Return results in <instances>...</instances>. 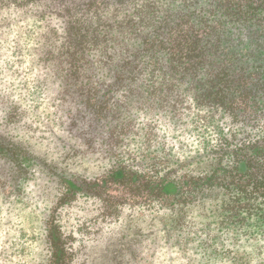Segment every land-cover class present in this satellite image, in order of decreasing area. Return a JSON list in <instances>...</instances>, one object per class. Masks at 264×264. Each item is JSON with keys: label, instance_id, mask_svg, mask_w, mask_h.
Masks as SVG:
<instances>
[{"label": "rangeland", "instance_id": "374dc122", "mask_svg": "<svg viewBox=\"0 0 264 264\" xmlns=\"http://www.w3.org/2000/svg\"><path fill=\"white\" fill-rule=\"evenodd\" d=\"M12 28L20 31L15 23ZM9 31L0 35V264H186L194 255L182 253L178 231L167 236L171 224L153 221V208L137 204L142 192L119 183L114 172L147 165L159 177L169 170L198 173L218 124L239 140L264 129V118L251 127L203 100L164 103L121 91L104 96L106 85H95L100 92L90 96L45 63L46 49L6 43ZM243 42L244 49L228 54L235 63L244 57L259 88L264 41ZM205 216L193 218V245L213 243L208 234L221 237ZM224 231L228 246L234 241ZM238 239L244 245L247 237Z\"/></svg>", "mask_w": 264, "mask_h": 264}, {"label": "trees", "instance_id": "16d2710c", "mask_svg": "<svg viewBox=\"0 0 264 264\" xmlns=\"http://www.w3.org/2000/svg\"><path fill=\"white\" fill-rule=\"evenodd\" d=\"M5 30L16 48L46 49L45 63L90 96L100 92L95 85H106L104 96L203 100L251 127L264 118V84L253 82L244 57L235 63L228 54L244 49V40L264 41V0H0V35ZM216 130L198 173L169 170L159 177L147 165H127L114 178L142 192L137 204L153 208V221L171 224L167 236L178 231L182 253L194 255L186 264H264V129L239 140L219 124ZM196 214L216 224L218 241L208 234L213 243L192 244ZM224 229L234 241L228 246ZM239 236L247 237L244 245Z\"/></svg>", "mask_w": 264, "mask_h": 264}]
</instances>
